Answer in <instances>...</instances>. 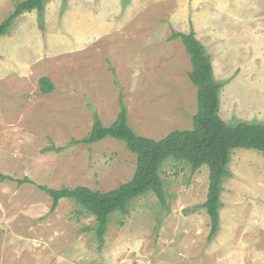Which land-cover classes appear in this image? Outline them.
<instances>
[{"label":"rangeland","instance_id":"1","mask_svg":"<svg viewBox=\"0 0 264 264\" xmlns=\"http://www.w3.org/2000/svg\"><path fill=\"white\" fill-rule=\"evenodd\" d=\"M22 1L0 0V24ZM191 31L222 85L220 117L263 125L264 0H49L0 38V172L33 182L0 179V264H264V152L232 151L212 240L206 165L166 160L164 201L147 193L111 214L103 243L94 216L70 199L52 212L39 188L109 192L132 180L124 142L78 143L96 114L110 126L123 105L156 141L193 129V66L171 38Z\"/></svg>","mask_w":264,"mask_h":264},{"label":"trees","instance_id":"2","mask_svg":"<svg viewBox=\"0 0 264 264\" xmlns=\"http://www.w3.org/2000/svg\"><path fill=\"white\" fill-rule=\"evenodd\" d=\"M48 1L19 2L14 11L0 24V38L8 33L15 20L24 13L37 10L42 14ZM171 38L182 41L193 66L189 78L197 87L198 100L193 129L176 130L156 141L138 135L130 127L128 112L123 105L116 121L110 126H104L96 114L90 134L78 143L93 145L107 138L124 142L127 149L137 156L136 171L132 180L109 192L92 190L86 186L62 189L39 186L52 198V212L56 211L61 200L70 199L79 204L86 213L94 216L97 222L95 231L101 243L104 241L111 214H127L130 203L147 193H154L164 201L165 186L161 173L165 161L170 158L186 162L193 172H197L204 165L208 166L209 189L203 207L211 218L209 239L212 240L220 227L222 183L230 175L227 168L231 162L232 151L247 149L264 152V124L231 125L220 117L222 85L216 81L210 57L195 32H178ZM39 85L42 94L54 91L53 84L46 77L40 80ZM0 179L3 182H17L20 186L33 184L29 178L16 180L1 172Z\"/></svg>","mask_w":264,"mask_h":264}]
</instances>
